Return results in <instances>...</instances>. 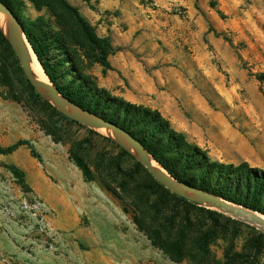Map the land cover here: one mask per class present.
<instances>
[{
    "label": "rangeland",
    "instance_id": "rangeland-1",
    "mask_svg": "<svg viewBox=\"0 0 264 264\" xmlns=\"http://www.w3.org/2000/svg\"><path fill=\"white\" fill-rule=\"evenodd\" d=\"M9 1L48 37L62 87L86 77L88 93L157 111L211 161L264 171V0H65L110 42L105 72L68 43L52 8ZM104 133L31 88L0 36V147L24 143L0 154V264H264L257 225L209 203L183 205Z\"/></svg>",
    "mask_w": 264,
    "mask_h": 264
},
{
    "label": "trees",
    "instance_id": "trees-1",
    "mask_svg": "<svg viewBox=\"0 0 264 264\" xmlns=\"http://www.w3.org/2000/svg\"><path fill=\"white\" fill-rule=\"evenodd\" d=\"M2 1L13 10L15 15L17 14L15 7L10 4L9 0ZM30 1L36 7L47 6L52 8L63 22L62 35L66 34L68 43L82 49L88 48L93 61L103 67V72L110 69L107 60V57L113 52L110 42L106 38L97 37L93 29L78 15L76 8L67 4L65 0ZM16 7L19 10V7ZM18 20L44 73L58 92L70 103L90 114L103 117L129 132L141 142L153 159L162 165L169 175L178 182L264 214V171L251 169L246 163L234 166L233 164L211 161L198 147L190 145L183 134L174 131L169 122L157 111L124 103L117 99L105 98L102 94L88 93L85 88H88L90 83L86 77L83 80L86 86L79 82L68 89L62 87L57 82V76L53 69L54 65L50 63L51 57L48 56L51 44L48 43L49 39L45 34L39 33L38 21H26L20 17ZM0 36L4 41L7 40L1 31ZM227 40L229 41V39ZM65 57L56 65L64 64L66 62ZM71 58L75 61V58ZM69 71L71 72L70 69ZM76 78L74 77V82L77 81ZM30 87L32 88V85ZM71 121L80 125L73 120ZM22 144H24L22 141H18L6 148L0 147V154L11 153ZM75 161L84 177L92 180L93 176L88 165L76 155ZM6 167L18 178L20 183L25 185L22 170L12 164L6 165ZM172 196L185 206L196 205L187 198L174 194ZM135 222L138 226L145 228L146 233L150 230L138 219ZM155 233L158 235V230ZM170 249L179 255L178 259L183 258L178 243H173ZM198 250L204 251L201 243Z\"/></svg>",
    "mask_w": 264,
    "mask_h": 264
},
{
    "label": "water",
    "instance_id": "water-1",
    "mask_svg": "<svg viewBox=\"0 0 264 264\" xmlns=\"http://www.w3.org/2000/svg\"><path fill=\"white\" fill-rule=\"evenodd\" d=\"M0 7H2L4 14L6 15L7 19L10 20V18L15 22L10 23L11 30H12V35L13 39L20 44V30L22 31L21 25L19 23V20L13 10L7 6L2 0H0ZM23 33V31H22ZM24 34V33H23ZM25 36V35H24ZM6 38V37H5ZM26 38V37H25ZM7 39V38H6ZM8 40V39H7ZM9 41V40H8ZM10 45L12 46L13 50L15 51V54L18 58L20 67L22 69V72L26 78V80L29 82L32 87L38 91L41 95H45L49 98V101L53 104V106L56 108L59 113H61L63 116L69 118L70 120H73L80 125L87 126L90 128H103L106 127L108 130H110L113 135L120 141L119 137H122L126 139L128 142H130L138 151H139V156L134 155L122 142L120 141L121 146L129 151L131 154L136 156L139 159V162L141 165L153 176V178L160 183L162 186L165 188L175 192L181 197L187 198L193 202L196 203H209L212 205L214 208H219L222 209L223 211L227 212L228 214L235 216L241 220H244L245 222H248L250 224H255L257 225L263 232H264V220L260 219L257 215L254 213L241 208L240 205H237L235 203L229 202L224 200L223 198L212 194L208 193L205 191L197 190L191 187H188L177 180H175L173 177L169 175V173L160 165L157 161L153 159V157L148 153V151L145 149V147L141 144V142L136 139L133 135H131L129 132L125 131L118 125L114 124L113 122L106 120L103 117H99L93 114H90L82 109H80L78 106L73 105L70 103L67 99H65L59 92L58 90L53 86L49 78L47 77V80L49 84L44 85V89L38 88L36 85L37 79L32 77L31 75L28 74L29 68H28V60L26 58L24 49L22 48L20 44V51H18L14 44L9 41ZM30 45V44H29ZM31 47V46H30ZM32 49V48H31ZM33 51V50H32ZM34 53V52H33ZM35 54V53H34ZM37 59V57H36ZM38 60V59H37ZM44 72V71H43ZM67 103L74 108L78 109L81 114H71L68 112L66 109H64L60 103ZM148 156H150L155 163L160 165L168 174V177L162 176L159 172L154 170L149 161H148ZM189 193H193L195 196H190ZM235 205L238 207H233L230 205ZM252 213V214H247ZM248 215V219H245L243 216Z\"/></svg>",
    "mask_w": 264,
    "mask_h": 264
},
{
    "label": "bare ground",
    "instance_id": "bare-ground-1",
    "mask_svg": "<svg viewBox=\"0 0 264 264\" xmlns=\"http://www.w3.org/2000/svg\"><path fill=\"white\" fill-rule=\"evenodd\" d=\"M10 23H15L11 18L10 20L7 19L6 15L4 14V11L2 9V7H0V31L3 33V35L5 37H7V39L9 41H11L15 48L20 51V44L22 46V48L24 49L26 58L28 60V74L31 75L32 77H34L35 79H37L36 85L38 86V88L40 89H44V85L45 84H49L47 77L45 76L43 69L40 65V63L38 62V60L36 59V55L33 53L29 43L27 42L24 34L22 33V31L20 30V44H18V42H16L13 39V35H12V30H11V26ZM60 103V102H59ZM60 105L66 109L68 112H70L71 114H81V112L74 108L73 106L63 102L60 103ZM102 132H105L111 136H114L113 133L108 130L106 127L101 128ZM104 133V134H105ZM120 141L122 142V144H124L134 155L139 156V151L130 143L128 142L126 139L119 137ZM148 161L151 165V167L156 170L157 172H159L162 176L168 177V174L166 173V171L157 163H155L153 161V159L148 156ZM233 207H238L235 205H230ZM247 214H252V213H248ZM245 219H248V215H244L243 216ZM258 217L262 220H264L263 216H259Z\"/></svg>",
    "mask_w": 264,
    "mask_h": 264
}]
</instances>
